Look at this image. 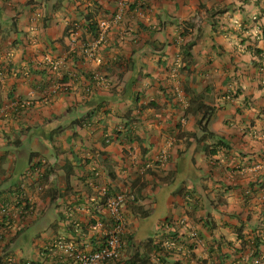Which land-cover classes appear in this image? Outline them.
<instances>
[{"label": "crops", "instance_id": "1", "mask_svg": "<svg viewBox=\"0 0 264 264\" xmlns=\"http://www.w3.org/2000/svg\"><path fill=\"white\" fill-rule=\"evenodd\" d=\"M130 2L118 21L119 0H0V196L45 163L17 241L50 209L62 233L65 207L108 188L149 210L123 207L151 264H264V0ZM87 14L109 21L99 44Z\"/></svg>", "mask_w": 264, "mask_h": 264}, {"label": "built area", "instance_id": "2", "mask_svg": "<svg viewBox=\"0 0 264 264\" xmlns=\"http://www.w3.org/2000/svg\"><path fill=\"white\" fill-rule=\"evenodd\" d=\"M129 2L130 0H119L115 20L122 19ZM99 26L97 44L104 41L109 21H102ZM59 88L65 92L69 90L67 85L59 84L56 90ZM43 164L35 158L31 162L23 174L24 182L15 190V202L7 198V195L0 196V264H125L121 262L122 235L126 227L123 207L133 197L121 191L109 194L108 188L99 190V195H102L100 202L96 194L84 198L83 202L87 201L91 208L85 203L83 207L73 206L71 203L65 207L63 221L67 229L62 233H52L45 229L34 239L31 248L33 255L29 258H26L21 249L14 248L18 247L19 232L32 222L33 215L36 214L35 203L33 197L27 193V186L32 182L35 173L38 178L43 176ZM94 173L99 174L96 169ZM36 186L38 191L44 190L42 183H37ZM85 210H88L89 218L81 215ZM102 212L103 218L98 217ZM86 241L90 244L94 242L98 249L80 248L78 244L87 243Z\"/></svg>", "mask_w": 264, "mask_h": 264}, {"label": "trees", "instance_id": "3", "mask_svg": "<svg viewBox=\"0 0 264 264\" xmlns=\"http://www.w3.org/2000/svg\"><path fill=\"white\" fill-rule=\"evenodd\" d=\"M133 4H134L133 2L132 3L129 2L127 4V8L128 9H126V11L123 13V16L124 17H126L128 15L127 12H128V10H130L132 8ZM91 18H93V16H90L89 14H87L85 16V19L87 21H89L87 29H88L89 32H91V34L94 36V38H98L99 35H100V26L95 21H91L90 22V19ZM194 43H195L194 41H188V42H185L183 44V46H182V50H183V54H184L183 59L185 61L192 59L191 49H192ZM91 77H92V80L95 81L96 78H98V75L96 73H93L91 75ZM203 108H204V110L202 112L201 118L198 121V126L204 132L203 137H205L206 135L213 136L214 133L210 132V130L208 129V122H209V119L212 116L214 110L212 108H210L207 104H203ZM108 141H109V139H108ZM40 163L42 164V161H40ZM121 192H124V191H121ZM125 193H127V192H125ZM109 194H110V192H109ZM96 195H98V198H100V200H99V202H100L101 199H102V195L101 194L99 195V193H97ZM130 195L133 197V199H131L128 202H126L124 204V206L127 203H129L130 207L135 212H139L140 214H142V215L145 216L148 213L149 210L142 208L141 207L142 205H135V202H137V198L134 197L132 194H130ZM101 214L103 215L104 213L102 212ZM100 218H102V217H100ZM44 231H45V229L42 232H44ZM42 232H40V234L37 237H39L42 234ZM128 237L129 236L126 233H124L122 235V247H121L122 257H121V262H124L125 264H139V262H140V264H151L150 261H149V258H148L149 257L148 256V251L145 250V252L141 253L142 251H141V246L140 245H138V244H132L131 243V245L125 246V243H126ZM129 239H131V238H129ZM21 240L24 241L25 239H21ZM152 241H153V238H149L148 243L149 242H152ZM17 246H18L17 249H21L22 252L24 253V255L26 256V258H29V256H30L29 255V251L30 250H28L24 246H23L24 248H22V246L20 247V245L18 244V242H17ZM94 249H98L97 246L95 248H93V250ZM125 249L128 250V255L127 256H124V254H123L124 251H125ZM37 264H42V263H37Z\"/></svg>", "mask_w": 264, "mask_h": 264}, {"label": "rangeland", "instance_id": "4", "mask_svg": "<svg viewBox=\"0 0 264 264\" xmlns=\"http://www.w3.org/2000/svg\"><path fill=\"white\" fill-rule=\"evenodd\" d=\"M38 143H39V146H36L37 150H41L42 149L43 151L44 150L48 151V153L52 152V149L41 138H39V142ZM28 150H30V148ZM53 211H54L53 209H50L49 214H48L49 217L52 218V220L54 219V217L52 216ZM47 216L43 217L38 222H35L34 224H32V226H30V228L28 230H26V232L24 234V236L26 237L24 239L26 241H23V240L18 241V243H20L19 244L20 247L22 245V248L26 247L28 250H30V248H32L34 239L40 234V232H42L46 228V225L49 223V220L47 219ZM148 219H147V221H148L147 226L151 230L153 228V226L151 225V220L154 221L155 217L153 216V217L148 218ZM149 223H150V225H149ZM150 230H146L144 232L141 231L138 234V236L140 238H143L146 234L149 233ZM15 248H17V247H15Z\"/></svg>", "mask_w": 264, "mask_h": 264}]
</instances>
